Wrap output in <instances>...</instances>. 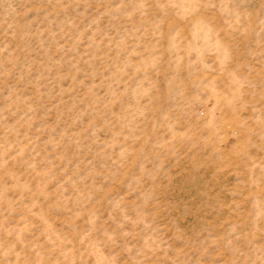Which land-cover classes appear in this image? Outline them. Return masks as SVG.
I'll return each instance as SVG.
<instances>
[{"label": "rangeland", "instance_id": "374dc122", "mask_svg": "<svg viewBox=\"0 0 264 264\" xmlns=\"http://www.w3.org/2000/svg\"><path fill=\"white\" fill-rule=\"evenodd\" d=\"M0 264H264V0H0Z\"/></svg>", "mask_w": 264, "mask_h": 264}]
</instances>
